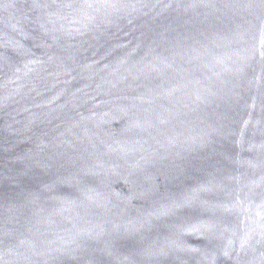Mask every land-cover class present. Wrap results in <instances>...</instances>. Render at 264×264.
I'll list each match as a JSON object with an SVG mask.
<instances>
[{
	"label": "water",
	"instance_id": "95a60500",
	"mask_svg": "<svg viewBox=\"0 0 264 264\" xmlns=\"http://www.w3.org/2000/svg\"><path fill=\"white\" fill-rule=\"evenodd\" d=\"M0 264H264V0H0Z\"/></svg>",
	"mask_w": 264,
	"mask_h": 264
}]
</instances>
